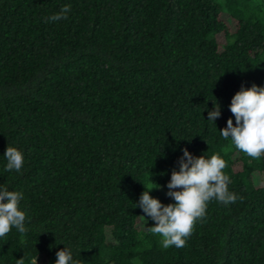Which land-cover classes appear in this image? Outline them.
<instances>
[{"label":"trees","instance_id":"obj_1","mask_svg":"<svg viewBox=\"0 0 264 264\" xmlns=\"http://www.w3.org/2000/svg\"><path fill=\"white\" fill-rule=\"evenodd\" d=\"M253 84L264 0H0V188L22 193L27 228L0 237V264H55L65 246L80 264H264V155L220 134ZM185 148L219 155L237 199L209 201L185 247L163 249L138 201L145 184L175 202Z\"/></svg>","mask_w":264,"mask_h":264},{"label":"clouds","instance_id":"obj_2","mask_svg":"<svg viewBox=\"0 0 264 264\" xmlns=\"http://www.w3.org/2000/svg\"><path fill=\"white\" fill-rule=\"evenodd\" d=\"M70 5H64L59 12L48 17L49 22L68 18ZM214 107L208 113L209 121L215 122L220 117V106L214 102ZM235 117L227 120V126L220 130L224 139L231 138V143L249 157L260 158L264 155V87L253 84L245 88L241 85L229 105ZM4 156L7 160L5 171L19 172L24 164V157L16 147H7ZM179 169H173L167 184V195L174 203L162 202L149 194L156 186H145L138 206L155 223L148 231L161 237V246L168 249L171 246L183 248L186 240L192 234L195 223L204 218L209 201L215 199L222 204L234 203L237 199L228 188L229 177L223 172L226 162L217 154L210 158L192 155L187 148L178 161ZM158 185V184H156ZM22 193L0 188V237L6 236L13 227L20 233H25L26 213L19 207ZM137 206V205H136ZM144 217V216H142ZM145 218V217H144ZM55 264H80L74 260L71 250L66 246L57 251ZM23 264V257L18 260ZM37 264V257L31 261Z\"/></svg>","mask_w":264,"mask_h":264}]
</instances>
